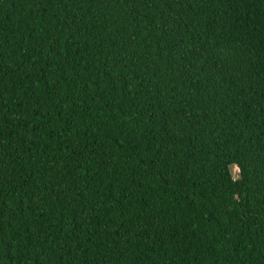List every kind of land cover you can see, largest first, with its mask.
I'll return each mask as SVG.
<instances>
[{
    "label": "trees",
    "instance_id": "1",
    "mask_svg": "<svg viewBox=\"0 0 264 264\" xmlns=\"http://www.w3.org/2000/svg\"><path fill=\"white\" fill-rule=\"evenodd\" d=\"M0 264H264V0H0Z\"/></svg>",
    "mask_w": 264,
    "mask_h": 264
},
{
    "label": "rangeland",
    "instance_id": "2",
    "mask_svg": "<svg viewBox=\"0 0 264 264\" xmlns=\"http://www.w3.org/2000/svg\"><path fill=\"white\" fill-rule=\"evenodd\" d=\"M232 173L235 179L239 178V169L237 167L232 168Z\"/></svg>",
    "mask_w": 264,
    "mask_h": 264
}]
</instances>
